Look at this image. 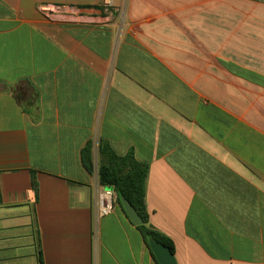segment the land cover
<instances>
[{"label": "crops", "instance_id": "crops-1", "mask_svg": "<svg viewBox=\"0 0 264 264\" xmlns=\"http://www.w3.org/2000/svg\"><path fill=\"white\" fill-rule=\"evenodd\" d=\"M113 3L0 0V264H155L96 219L99 141L146 166L177 264H264V0Z\"/></svg>", "mask_w": 264, "mask_h": 264}, {"label": "trees", "instance_id": "trees-1", "mask_svg": "<svg viewBox=\"0 0 264 264\" xmlns=\"http://www.w3.org/2000/svg\"><path fill=\"white\" fill-rule=\"evenodd\" d=\"M97 153V177L99 185L113 191L115 203L119 205L120 208L119 199L123 198L137 212L143 221V224L141 226H137V228L144 239L146 248L149 250L147 240L152 238L156 242L167 247L173 254V245L170 240L151 230L147 226L148 215L144 203L145 179L147 173L146 166L135 162L131 155L124 157L115 155L107 144L101 141L97 144ZM82 158L89 174L92 175V142H89L82 150ZM31 184L36 197L37 189L33 173L31 177ZM149 252L153 262L158 264L150 250Z\"/></svg>", "mask_w": 264, "mask_h": 264}, {"label": "built area", "instance_id": "built-area-1", "mask_svg": "<svg viewBox=\"0 0 264 264\" xmlns=\"http://www.w3.org/2000/svg\"><path fill=\"white\" fill-rule=\"evenodd\" d=\"M101 1V5L103 8L108 9L110 7L114 6V0H100ZM124 7H125V3L122 4L121 8L119 9L118 13L121 17V19L124 16ZM39 12L47 19H54V18H61V17H65L70 10H68L66 7L64 6H59V5H51V4H45V5H40L38 8ZM97 144L98 143H92V150L94 147V152L92 151V162H93V179L95 182V186H93L94 189V194H95V201H96V219H98L99 217H103L108 215L112 209H113V205H114V201H115V197H114V193L111 189L109 188H104L101 187L98 183V177H97V170L95 171L94 168V164H95V157L97 159V163H98V153H97ZM96 155L94 156L93 159V154ZM98 167V166H97ZM96 172V174H95ZM93 182V183H94ZM92 240H93V244L96 243V236L93 232L92 234ZM92 264H96L95 260L93 259V263Z\"/></svg>", "mask_w": 264, "mask_h": 264}, {"label": "water", "instance_id": "water-1", "mask_svg": "<svg viewBox=\"0 0 264 264\" xmlns=\"http://www.w3.org/2000/svg\"><path fill=\"white\" fill-rule=\"evenodd\" d=\"M119 204L125 216L133 225L141 226L143 224L142 219L128 202H126L123 198H120ZM147 244L149 250L151 251L158 264H177L174 255L169 251L167 247L156 242L152 238H149L147 240Z\"/></svg>", "mask_w": 264, "mask_h": 264}, {"label": "rangeland", "instance_id": "rangeland-1", "mask_svg": "<svg viewBox=\"0 0 264 264\" xmlns=\"http://www.w3.org/2000/svg\"><path fill=\"white\" fill-rule=\"evenodd\" d=\"M95 164H94V168H95V171L97 170V166H98V163H97V159H96V157H95ZM95 174H96V172H95ZM96 184H95V182L93 183V186H95Z\"/></svg>", "mask_w": 264, "mask_h": 264}]
</instances>
